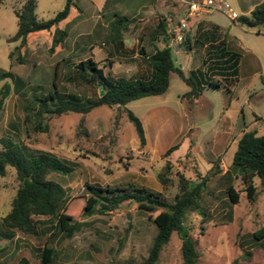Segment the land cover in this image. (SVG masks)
<instances>
[{"label":"rangeland","instance_id":"1","mask_svg":"<svg viewBox=\"0 0 264 264\" xmlns=\"http://www.w3.org/2000/svg\"><path fill=\"white\" fill-rule=\"evenodd\" d=\"M26 1L5 0L0 10V91L5 85L10 87L0 107V138L10 136L17 142H25L32 153L49 151L73 164L72 172L66 175L53 172L48 177L66 188L70 202L75 204L72 213L81 222V228L69 239L57 233L54 222L39 224L40 235L5 229L2 221L18 186L15 169L8 167L0 187V264H40L41 250L49 237L50 246L56 248V264H138L148 255L157 233L148 212L129 205L85 216L87 184L122 187L132 183L172 200L179 191L178 172L196 177V170L209 177L200 200L207 215L192 212L187 222L197 241L201 264H264V239L253 237L264 226V191L259 188L257 199L250 201L242 191L241 175L237 177L231 170L243 122L254 129L256 120H260L259 133H264V24L251 28L235 23L223 10L199 14L198 18L189 16L192 26L198 19L217 22L223 27V36L232 45H238L245 55L240 79L230 93L224 87L205 88L191 111L181 99L189 86L176 73H172L164 94L130 101L128 108L141 119L145 129L146 144L142 145L134 124L126 116L119 118L120 124L115 126L116 108L101 106L90 112L84 122L89 133L86 135L79 129L82 117L79 113L51 115L44 120L47 130L35 132L33 126L37 119L26 106L32 105L29 103L34 94L47 93L54 87L52 81L57 68L59 88L81 97L98 93L99 89L68 79L73 64L90 54L104 66L106 73L108 66L117 61L116 70L132 76L139 56L116 50L108 39L111 20L129 17L128 26L135 27V31L125 33L126 43L138 48L144 46L152 52L155 42L158 48L164 45L162 39L154 41L151 36L160 15L171 17L175 22L184 15L186 4L182 0H75L79 8L72 7L69 17L60 24L68 36L54 52L49 49L50 36L40 34L25 52L15 51L10 59V51L19 44V41L9 42L18 30L15 10ZM36 1L35 13L39 20L54 17L67 2ZM262 1L224 0L219 4L227 3L240 16L249 15ZM152 10L157 12L154 19L148 17ZM187 48L183 42L178 52L173 51L176 63L186 73L195 65L201 66L203 55L200 44L195 53ZM252 53L259 57L261 69H256L250 61ZM27 113L31 118L25 121ZM109 133H113L114 140ZM191 139L193 154L191 159L184 160L185 168H182L178 159L189 150ZM175 144H179L178 149L166 155ZM167 161L174 164L169 174L173 181L170 186H164L158 178ZM228 169L230 177L226 174ZM230 183L240 191L239 203L231 202L227 195ZM181 244V238L174 232L157 264H182Z\"/></svg>","mask_w":264,"mask_h":264},{"label":"trees","instance_id":"2","mask_svg":"<svg viewBox=\"0 0 264 264\" xmlns=\"http://www.w3.org/2000/svg\"><path fill=\"white\" fill-rule=\"evenodd\" d=\"M5 0H0V10ZM36 0H27L26 3L15 10L18 30L9 39V42L19 41V44L10 51L12 59L15 51L24 52L33 39L40 34H47L51 38L50 52L64 42L68 36L66 29L60 28L70 15L72 7L79 8L77 1L67 0L64 8L48 20H39L36 17ZM127 21V23H124ZM235 23L247 25L251 28L264 24V0L257 4L249 15H237L233 18ZM130 18L118 16L110 22L111 32L108 39L114 43L116 50L125 54H133L136 47H128L124 41L126 32H134L129 28ZM168 18L160 15V19L152 32L154 41L163 40L164 45L148 55L147 62L150 71L147 74L128 77L125 74L105 72L104 66L90 54L87 58L73 64L69 71L68 79L80 85L99 89L98 93L81 97L78 94L67 92L59 88L56 80L58 68L52 81L53 88L41 95L34 94L26 110L32 109V115L37 119L33 130L46 131L48 125L44 120L51 115L69 113L81 114L79 129L88 135L84 125L85 117L94 109L101 106L116 108L115 126L120 124L119 118L126 116L136 129L139 142L146 144V134L141 119L128 108V103L146 96L161 95L167 92L172 73L178 76L189 86V90L181 95L191 111L197 104L205 88L220 89L224 87L230 93L239 81L240 61L243 53L238 45H232L227 36L210 42L200 39L195 41L204 48L201 66L189 73L176 66V59L169 46L167 33ZM184 43L190 48V38ZM144 53V50L141 51ZM23 54V53H22ZM10 87L5 85L0 91V107L4 103ZM32 106V107H31ZM31 118L27 113L25 121ZM115 139L113 133H109ZM193 140L190 141L187 153L178 159L185 168L184 160L191 159L193 154ZM179 144L171 146L166 155L178 149ZM174 164L167 161L164 171L158 178L164 186L173 184L169 174ZM8 167H13L16 172L18 186L12 200L9 212L4 216L2 225L9 231L20 230L28 234L40 235L38 225L45 222H54L57 233L63 238H71L80 230L81 222L74 218L72 209L74 202H70L66 188L58 181L50 179V173L66 175L74 170L73 164L54 155L49 151L32 153L25 142H17L10 136L0 138V187L1 178L7 174ZM187 170V169H186ZM231 170L235 175H241L242 191L247 193L250 201L257 199L260 189L264 191V133L256 129H244L238 138L237 149L234 153ZM227 177L231 171H226ZM179 191L174 199H167L159 192H154L145 187L129 183L122 187H101L87 184L89 196L84 206L83 214L92 216L95 213H105L129 205H136L148 212L149 219L156 225L157 233L153 238L148 255L138 264H157L164 246L170 241L174 232L182 240V264H201V253L196 239L191 234V225L187 224L189 214L199 211L202 216L207 212L201 206V197L206 190L208 179L200 170H196V177H188L183 172H178ZM260 188V189H259ZM226 192L231 202L239 203L240 191L233 183L228 184ZM46 217L41 219L40 217ZM48 220V221H47ZM254 239H264V226L254 232ZM51 238V237H49ZM49 238L41 250L40 264H56V248L50 246ZM250 256V253H248Z\"/></svg>","mask_w":264,"mask_h":264},{"label":"crops","instance_id":"3","mask_svg":"<svg viewBox=\"0 0 264 264\" xmlns=\"http://www.w3.org/2000/svg\"><path fill=\"white\" fill-rule=\"evenodd\" d=\"M154 12H155V10H152L151 13L148 15V17L150 19H154L156 17V13L157 12H155V13ZM185 13H186V9H185L184 14ZM199 14H208V13H199ZM199 14L193 15V16L198 18ZM170 18L171 17H168V24L170 22ZM188 22H189V32L187 34V37L190 38V42H191L190 45L191 46H190V48H187V50H189L191 52L195 53V51H196V46L197 45H196L195 41L197 39H200L203 42H207V41L210 42V41H213L215 39H221V38L224 37L223 36V29H222L223 27L220 24H218L217 22H213V21L209 22L208 20L198 19L193 26L190 24L189 18H188ZM124 41H125V43L127 42L125 38H124ZM126 45L128 47H132L131 45H128L127 43H126ZM133 46L135 47V45H133ZM157 47H158V44L156 42L154 43V48L155 49L152 52L151 51H147V49L144 46H142L140 48L136 47V51L133 54H134V57H138L139 56V60H137L135 62V64H134V66H133V70L134 71H133V75L132 76H135V75H138V74L144 75V74L149 73L150 67H149V64L147 62V57H148V55L153 53L156 50ZM142 50H144V53H141ZM203 52H204V48H203ZM250 56H252V57H250V61L254 62L253 63L254 67H256V69H261V62H260L259 57H257V55L254 54V53H252V55H250ZM244 58H245V55L243 54L242 58H241V61H240V70L244 66ZM118 64H119V62H117V61H115L113 64H110L108 66L109 71H112L114 74H125V73H123L124 71L116 70V65H118ZM251 64H252V62H251ZM180 67L182 68L181 65H180ZM197 67H199V66L195 65L193 68L189 69V72L191 70L197 68ZM128 77H131V76H128ZM260 122L261 121L258 120V119L255 122L256 123V127L254 129H256L258 131V133H259V131L262 130V128H261L262 124ZM243 125L244 126L242 128V132L244 131V129H249L245 121L243 122Z\"/></svg>","mask_w":264,"mask_h":264},{"label":"built area","instance_id":"4","mask_svg":"<svg viewBox=\"0 0 264 264\" xmlns=\"http://www.w3.org/2000/svg\"><path fill=\"white\" fill-rule=\"evenodd\" d=\"M186 4V13L180 15L175 22H170L167 27V33L169 35V46L172 51L178 52L181 44L186 40L189 32V16L197 15L199 13H209L212 10H223L235 18L237 14L228 6L219 4L223 3L224 0H218L216 3L214 0H182Z\"/></svg>","mask_w":264,"mask_h":264},{"label":"water","instance_id":"5","mask_svg":"<svg viewBox=\"0 0 264 264\" xmlns=\"http://www.w3.org/2000/svg\"><path fill=\"white\" fill-rule=\"evenodd\" d=\"M175 65L178 66L179 64L175 62Z\"/></svg>","mask_w":264,"mask_h":264}]
</instances>
